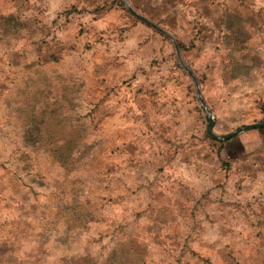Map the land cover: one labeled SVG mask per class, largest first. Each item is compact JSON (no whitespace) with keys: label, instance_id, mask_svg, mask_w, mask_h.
Returning a JSON list of instances; mask_svg holds the SVG:
<instances>
[{"label":"rangeland","instance_id":"obj_1","mask_svg":"<svg viewBox=\"0 0 264 264\" xmlns=\"http://www.w3.org/2000/svg\"><path fill=\"white\" fill-rule=\"evenodd\" d=\"M134 2L0 0V264H264V157Z\"/></svg>","mask_w":264,"mask_h":264},{"label":"crops","instance_id":"obj_2","mask_svg":"<svg viewBox=\"0 0 264 264\" xmlns=\"http://www.w3.org/2000/svg\"><path fill=\"white\" fill-rule=\"evenodd\" d=\"M134 1L137 12L172 38L164 34L166 39L153 38L155 51L145 58H164L172 65L181 56L202 77L201 92L212 118L234 126L227 132L264 122V0ZM135 28L143 36L151 34L140 23ZM162 46L165 52H159ZM170 64L163 70L167 90H173L175 84L168 78ZM219 145V155L225 158H235L244 150H251L250 158L258 153L264 157V127L241 131Z\"/></svg>","mask_w":264,"mask_h":264},{"label":"water","instance_id":"obj_3","mask_svg":"<svg viewBox=\"0 0 264 264\" xmlns=\"http://www.w3.org/2000/svg\"><path fill=\"white\" fill-rule=\"evenodd\" d=\"M127 10L134 17H136L137 19L141 20L145 24L153 27L154 29H156L157 31L161 32L162 34H164L165 36L169 37L172 40L171 36H169L165 31H163L161 28H159L157 25H155L151 21L147 20L142 15L138 14L137 12H135L130 6L127 7ZM174 46H175L176 53L178 54L179 53L178 52V48H177V45L175 43H174ZM182 67L187 72L188 76L191 78L194 86L197 87V82H196L195 77H194L193 73L191 72V70L189 68H187L185 65H182ZM196 92H197V94H199L198 90H196ZM199 102L202 105V107L205 109V132L212 139L223 140V139H227L229 137H232V136L238 134L241 131H245V130H248V129H251V128L264 127V122H254V123L238 126L234 130L226 132V133L217 134V133L213 132V129H212V122L213 121H212L211 111L206 107L205 102L200 97H199Z\"/></svg>","mask_w":264,"mask_h":264},{"label":"trees","instance_id":"obj_4","mask_svg":"<svg viewBox=\"0 0 264 264\" xmlns=\"http://www.w3.org/2000/svg\"><path fill=\"white\" fill-rule=\"evenodd\" d=\"M64 262L71 263L72 261H70L69 259H64Z\"/></svg>","mask_w":264,"mask_h":264}]
</instances>
